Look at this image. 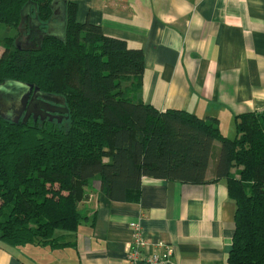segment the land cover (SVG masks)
<instances>
[{
    "label": "trees",
    "instance_id": "16d2710c",
    "mask_svg": "<svg viewBox=\"0 0 264 264\" xmlns=\"http://www.w3.org/2000/svg\"><path fill=\"white\" fill-rule=\"evenodd\" d=\"M29 1L0 0V86L32 84L64 98L69 112L62 122L0 116V242L64 249L86 219L81 205L94 182L114 202L135 201L143 178L202 185L219 142L215 180L236 203L228 263L264 264V112L238 116L231 139L215 118L160 111L137 96L143 51L78 22L69 0L63 39L19 43L30 33L21 31ZM36 3L31 13L45 31L52 0Z\"/></svg>",
    "mask_w": 264,
    "mask_h": 264
},
{
    "label": "crops",
    "instance_id": "0c3cea01",
    "mask_svg": "<svg viewBox=\"0 0 264 264\" xmlns=\"http://www.w3.org/2000/svg\"><path fill=\"white\" fill-rule=\"evenodd\" d=\"M69 1L78 22L143 51L139 100L160 111L215 118L231 139L238 116L264 112V0ZM220 147L214 143L202 185L143 178L135 201L114 202L94 182L81 205L86 219L67 235L70 246L0 242V264H127L131 224L138 221L144 254L164 243L173 264H229L236 203L226 181L215 180Z\"/></svg>",
    "mask_w": 264,
    "mask_h": 264
},
{
    "label": "water",
    "instance_id": "95a60500",
    "mask_svg": "<svg viewBox=\"0 0 264 264\" xmlns=\"http://www.w3.org/2000/svg\"><path fill=\"white\" fill-rule=\"evenodd\" d=\"M68 0H53L50 6L52 17L47 24V31L43 34H31V37L42 39L44 36H52L63 39L66 28V10ZM30 7L37 9L36 0H30L22 11L24 17L33 19ZM34 20H38L37 15ZM59 112L61 116L54 114ZM64 98L50 94H44L40 88L32 84H21L5 81L0 86V116L7 121L27 123L33 116L35 120L41 118L45 120L47 116L51 121L57 118L63 121L62 115L68 114Z\"/></svg>",
    "mask_w": 264,
    "mask_h": 264
},
{
    "label": "built area",
    "instance_id": "2783aa9c",
    "mask_svg": "<svg viewBox=\"0 0 264 264\" xmlns=\"http://www.w3.org/2000/svg\"><path fill=\"white\" fill-rule=\"evenodd\" d=\"M131 230L133 240L129 246L127 264H173V250L164 243H159L155 246L154 252L144 254L148 244L141 223L133 222L131 224Z\"/></svg>",
    "mask_w": 264,
    "mask_h": 264
},
{
    "label": "rangeland",
    "instance_id": "374dc122",
    "mask_svg": "<svg viewBox=\"0 0 264 264\" xmlns=\"http://www.w3.org/2000/svg\"><path fill=\"white\" fill-rule=\"evenodd\" d=\"M28 3V2H27ZM27 3H26V5H27ZM25 5V6H26ZM31 8V7H30ZM29 8V9H30ZM31 10V9H30ZM53 14V13H52ZM66 14H67V10H66ZM34 15H33V19L32 20H29L30 21V23L28 24L27 22L25 23V24H22V26H21V31H23L26 27L27 28H29L30 29V33L29 34H27L26 35V38H24V39H22V40H17L19 43L20 42H22V43H24V42H26L24 45H30L31 43H28L29 41H38V42H40L44 37H46V36H44L42 39H35V38H32L31 37V34L33 33H35V34H37V35H40V34H43V33H45L46 31H39V27H40V24L38 23V20H34ZM25 19H26V21H27V17H25ZM49 23V22H48ZM48 28V27H47ZM66 29V28H65ZM19 46L21 47L22 45L21 44H19ZM5 51V49H4V47H2V46H0V57H1V55L3 54V52ZM55 116H61L60 115V113L59 112H56L55 114H54ZM67 114H65V115H62V117L64 116H66ZM31 117H33V116H31ZM64 117H63V119H64ZM54 119H57V118H54ZM53 119V120H54ZM58 120V119H57ZM51 121V120H50ZM96 187H99V183H96ZM102 194H104V193H102ZM85 208V206L83 205V209ZM139 223H142L141 221H138ZM132 240H133V233H132ZM132 243V242H131ZM131 243H130V245H131ZM128 255H129V252L127 253V257H128Z\"/></svg>",
    "mask_w": 264,
    "mask_h": 264
},
{
    "label": "flooded vegetation",
    "instance_id": "af4514ba",
    "mask_svg": "<svg viewBox=\"0 0 264 264\" xmlns=\"http://www.w3.org/2000/svg\"><path fill=\"white\" fill-rule=\"evenodd\" d=\"M52 1H53V0H52ZM33 8H34V7H31V8H30V9H31V12H32V10H34V9H35V8H34V9H33ZM32 16H33V15H32ZM30 18H31V17H30ZM30 18H29V20H30ZM29 23H30V21H29ZM39 28H40V27H39ZM47 29H48V28H46V30H45V31H47ZM41 32H42V31H41ZM34 38H35V39H37V37H35V36H34ZM47 118H49V117L47 116ZM47 118H46V119H47Z\"/></svg>",
    "mask_w": 264,
    "mask_h": 264
}]
</instances>
